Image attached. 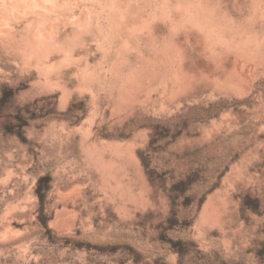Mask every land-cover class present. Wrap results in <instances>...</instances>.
Returning a JSON list of instances; mask_svg holds the SVG:
<instances>
[{
    "label": "rangeland",
    "instance_id": "rangeland-1",
    "mask_svg": "<svg viewBox=\"0 0 264 264\" xmlns=\"http://www.w3.org/2000/svg\"><path fill=\"white\" fill-rule=\"evenodd\" d=\"M11 44L0 35V264H264V75L225 89L188 48L202 75L186 92L170 66L119 71L90 42L48 76Z\"/></svg>",
    "mask_w": 264,
    "mask_h": 264
},
{
    "label": "bare ground",
    "instance_id": "bare-ground-1",
    "mask_svg": "<svg viewBox=\"0 0 264 264\" xmlns=\"http://www.w3.org/2000/svg\"><path fill=\"white\" fill-rule=\"evenodd\" d=\"M232 11L249 17L230 19ZM23 33L24 41L12 38ZM2 34L23 45L48 76L57 71L55 57L63 64L74 61L78 52L88 54L90 42H97L105 60L116 56L119 71L134 57L148 56L161 73L170 66L186 92L202 75L189 70L188 48L204 47L216 74L225 78V89L251 90L264 75V0H0ZM230 52L239 64L227 71Z\"/></svg>",
    "mask_w": 264,
    "mask_h": 264
},
{
    "label": "trees",
    "instance_id": "trees-1",
    "mask_svg": "<svg viewBox=\"0 0 264 264\" xmlns=\"http://www.w3.org/2000/svg\"><path fill=\"white\" fill-rule=\"evenodd\" d=\"M263 246H264V243H263ZM260 255H264V250L263 251H261V254Z\"/></svg>",
    "mask_w": 264,
    "mask_h": 264
}]
</instances>
